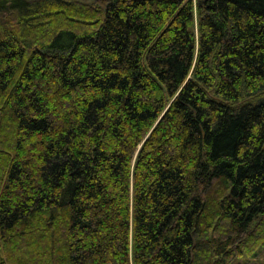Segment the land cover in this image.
<instances>
[{"label":"trees","instance_id":"trees-1","mask_svg":"<svg viewBox=\"0 0 264 264\" xmlns=\"http://www.w3.org/2000/svg\"><path fill=\"white\" fill-rule=\"evenodd\" d=\"M262 246L264 0H0V264Z\"/></svg>","mask_w":264,"mask_h":264},{"label":"rangeland","instance_id":"rangeland-1","mask_svg":"<svg viewBox=\"0 0 264 264\" xmlns=\"http://www.w3.org/2000/svg\"><path fill=\"white\" fill-rule=\"evenodd\" d=\"M78 1L92 3L95 0H78ZM244 258H239L235 260V262H233L232 264H264V246L257 249V253L255 254V256H251L246 259Z\"/></svg>","mask_w":264,"mask_h":264}]
</instances>
